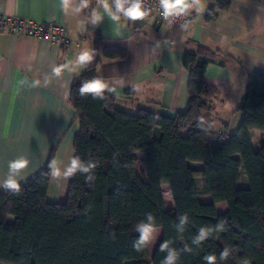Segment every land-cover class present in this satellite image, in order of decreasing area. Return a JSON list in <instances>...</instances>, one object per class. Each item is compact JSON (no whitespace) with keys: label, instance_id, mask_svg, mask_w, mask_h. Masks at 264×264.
Here are the masks:
<instances>
[{"label":"trees","instance_id":"16d2710c","mask_svg":"<svg viewBox=\"0 0 264 264\" xmlns=\"http://www.w3.org/2000/svg\"><path fill=\"white\" fill-rule=\"evenodd\" d=\"M213 1L205 13L207 21L215 20L231 2ZM92 8L90 0L85 13ZM100 47L97 33L95 57L73 78L69 92L79 125L74 155L98 162L95 179L87 182L77 173L70 178L66 199L50 203L47 162L21 185L19 195L0 191V264H161L166 253L159 245L169 239L178 250L185 243L194 249L191 254L181 252L177 264H205L203 257L212 253L218 264H243L244 259L264 264V74L244 72L245 91L234 108L241 115L238 128L227 139L213 140L210 114L218 89L206 84L205 68L209 63L226 66L231 56L201 44L184 54L187 101L171 117L145 108L133 113L118 109L107 92L104 100L82 97V81L102 76L97 71L102 57L125 55ZM201 118L203 128L198 127ZM253 129L259 132L257 149L251 140ZM243 175L247 186L238 187ZM197 178L207 201L201 199ZM163 184L172 208L165 205ZM219 202L226 204L223 212L216 209ZM148 213L162 229L152 256L149 248L139 253L133 249L139 235L135 225ZM184 213L189 221L180 233L174 225ZM221 219L227 222L226 231L214 233L199 248L191 244L200 227L215 226ZM225 247L233 249L232 255L219 262Z\"/></svg>","mask_w":264,"mask_h":264},{"label":"crops","instance_id":"0c3cea01","mask_svg":"<svg viewBox=\"0 0 264 264\" xmlns=\"http://www.w3.org/2000/svg\"><path fill=\"white\" fill-rule=\"evenodd\" d=\"M93 1L94 8L103 13ZM202 3L205 9L194 10L190 25L172 31L155 16L138 21L123 16L119 21L105 17L99 25L92 26L84 10L65 14L59 0H0V15L62 22L71 38L69 48L64 49L48 40L0 32V178L7 174L8 162L21 155L30 161L21 185L37 175L49 159L67 164L74 155L79 125L69 92L73 78L86 68L73 66L59 77L53 75L52 69L74 62L85 49L95 50L97 33L101 37L100 50L125 53L114 59L102 57L97 71L109 80H123V85L110 94L115 97L116 108L132 113L145 108L172 117L185 108L188 72L182 59L186 52L195 51L196 44L231 56L233 60L226 66L209 63L204 80L218 89L210 114L212 128H221L228 135L234 133L241 120L234 108L245 91L240 87V81L247 78L244 72L264 74L260 0H231L213 21H207L205 13L214 1ZM77 4L78 0H74L73 6ZM248 17L251 20L245 23ZM135 25H139L138 31L133 29ZM209 137L212 139L211 134ZM69 181L70 178L64 181L50 176L46 200L63 202ZM164 187L168 189L166 184ZM172 206L173 202L166 207ZM155 228L160 229L161 238L162 229ZM154 249L150 253L149 248L151 256Z\"/></svg>","mask_w":264,"mask_h":264},{"label":"clouds","instance_id":"9594fccd","mask_svg":"<svg viewBox=\"0 0 264 264\" xmlns=\"http://www.w3.org/2000/svg\"><path fill=\"white\" fill-rule=\"evenodd\" d=\"M61 10L67 14L74 12L81 13L84 9L89 8L90 0H78V4L74 7V0H59ZM99 8L103 9V13L98 8H92L89 14V23L92 26L99 25L105 17L110 18L112 21H119L121 16L130 20L138 21L147 15L145 8V0H96ZM159 8L164 19L176 18L186 16L191 10L203 11L206 7L202 0H158ZM211 10H209V14ZM96 54L94 49H85L81 51L75 61H69L64 65L54 67L52 73L54 76L59 77L62 72L67 69L72 70L73 66L86 68L92 63ZM49 82L48 77H45L44 83L47 85ZM39 81L36 85H39ZM123 85V80H109L104 76H95L92 79H85L79 87V94L83 96L91 95L93 99L104 100L105 93H115L117 86ZM205 121L203 118L198 122V127L203 128ZM117 154H114L113 161ZM29 159L26 156H19L16 159L8 162L7 174L0 178V188L19 195L21 192V180L24 179V170L29 167ZM98 162L93 160L84 161L79 156L73 155L67 164L62 161L52 159L48 161V173L55 180L67 181L69 178L75 176L77 173L84 175L87 182L95 179L94 170L97 168ZM42 175H45L42 173ZM178 223L174 225L175 229L183 233L185 226L189 221L187 213L181 214L177 217ZM226 220H219L215 226H203L198 229L197 234L192 238L191 244L199 248L205 240L213 236L214 233H221L226 231ZM135 231L139 233L137 239L133 242V249L136 252H143L155 240V217L148 213L144 220L136 223ZM114 238V233L112 234ZM172 240H164L159 245V251L166 253L161 264H177L181 252L193 253L194 249L189 244L185 243L183 248L178 250L172 247ZM233 249L225 247L219 253V262H225L232 255ZM205 264H218L216 254H206L203 257ZM243 264H251L249 259H244Z\"/></svg>","mask_w":264,"mask_h":264},{"label":"built area","instance_id":"2783aa9c","mask_svg":"<svg viewBox=\"0 0 264 264\" xmlns=\"http://www.w3.org/2000/svg\"><path fill=\"white\" fill-rule=\"evenodd\" d=\"M145 8L147 15L144 18L155 16L159 22L172 31L190 25L194 17V10H191L186 16L166 20L161 14L158 0H145ZM133 29L138 31L139 25H135ZM0 32H6L18 37L28 36L48 40L59 44L64 49H68L71 44L67 26L62 22L43 23L22 17L0 15ZM210 134L213 140H224L228 137V134L224 131L216 130L215 128L212 129Z\"/></svg>","mask_w":264,"mask_h":264},{"label":"rangeland","instance_id":"374dc122","mask_svg":"<svg viewBox=\"0 0 264 264\" xmlns=\"http://www.w3.org/2000/svg\"><path fill=\"white\" fill-rule=\"evenodd\" d=\"M258 10H259V14H260V17H259V20H260V25H261V28L259 29V31L264 35V0H260V6L258 7ZM251 20L250 17H248L247 19L245 18L243 21L246 23L247 21ZM247 78H244L243 81H240V87L242 89V91H244V83L246 82ZM245 81V82H244ZM239 84V83H238ZM216 130H221V131H224L222 130L221 128H215ZM258 130L256 129H253L251 130V140H252V144L254 146V148H258V144H259V135H258ZM135 167H136V171L139 172L141 170V166L140 164L137 162L135 164ZM196 183H197V186L199 187V189L201 190V199L203 201H207L208 200V195L207 194H204L203 192V189H202V180L199 178L196 179ZM237 186L238 187H245L247 186V179H246V176L243 175L240 180L238 181L237 183ZM163 196H164V201H165V204L166 206H169V205H172V198H171V195H170V192L169 190L164 187L163 189ZM216 206V209L218 212H223L226 208V204L224 202H219V203H216L215 204ZM160 229L159 228H155V240L153 241V243L149 246L150 248V253H152V250L155 248L156 244L158 243L160 237H159V231Z\"/></svg>","mask_w":264,"mask_h":264}]
</instances>
